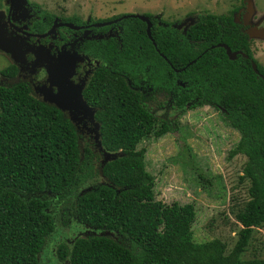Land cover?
Listing matches in <instances>:
<instances>
[{"label": "trees", "instance_id": "obj_1", "mask_svg": "<svg viewBox=\"0 0 264 264\" xmlns=\"http://www.w3.org/2000/svg\"><path fill=\"white\" fill-rule=\"evenodd\" d=\"M237 9L199 14L184 33L143 14L150 39L145 23L131 14L112 17L126 16L120 47L103 44L96 51L101 73L85 89L97 108L100 149L93 139L80 147L73 124L25 84L0 86V264H37L58 218L66 227L113 234L58 242L54 254L62 264H264L240 258L254 229L264 225V68L233 22ZM217 44L246 57L230 61ZM139 79L154 92L174 94L171 108L181 114L207 106L238 134L226 157L245 158L238 181L248 184L247 200L234 214L240 229L229 251L217 239L193 240L192 204L155 199L145 149L136 147L177 129L153 114L152 98L131 90ZM105 153L114 157L103 161Z\"/></svg>", "mask_w": 264, "mask_h": 264}, {"label": "rangeland", "instance_id": "obj_2", "mask_svg": "<svg viewBox=\"0 0 264 264\" xmlns=\"http://www.w3.org/2000/svg\"><path fill=\"white\" fill-rule=\"evenodd\" d=\"M36 1L50 8L63 9L67 14L90 16L94 19H105L119 14H149L163 25L165 22L170 23L173 29L182 33L188 25L194 23L197 15L205 12L226 15L233 8L240 7L242 3V6L244 4L242 15L244 19L249 20L245 26L256 29L259 23L258 30L264 31V0ZM234 20L237 22V15L234 16ZM0 25L2 27L1 21ZM249 49L255 62L264 68V38H249ZM4 54H0V69L8 64ZM9 84L4 82L0 86ZM43 88L39 87V90H43L40 91L43 97L55 95L49 94L50 89L47 88L46 96ZM31 95L37 98L34 93ZM42 99L41 102H43ZM169 106L170 103L167 101L164 102L163 107L157 106L154 109V115L169 122L170 126L175 124L177 130L156 140L147 137L136 147L145 149L144 167L154 177L155 199L164 204L173 202L179 205L192 204L195 210L192 224L193 240L201 243L217 239L223 242L226 251H229L240 229L234 214L247 200L248 184L246 181L241 183L238 181L245 158L241 155L231 159L226 157L227 151L236 143L238 134L227 126L219 112L212 108L203 106L191 110L185 109V112L181 114L179 110L171 109ZM90 125L92 126L90 131L93 132V145L96 147L98 138L95 141L94 137L97 126L94 123ZM73 126L79 135L80 132L87 130L79 129L78 124ZM79 140L80 147L88 143L87 136L81 139L79 137ZM66 225L58 218L56 233L48 240L37 264H62L57 262L54 254L55 245L60 241L69 243L74 237L87 235L113 236L107 232L92 231L90 228L82 232L83 229L77 224H69L67 227ZM240 258L242 260L264 259V225L254 229Z\"/></svg>", "mask_w": 264, "mask_h": 264}, {"label": "flooded vegetation", "instance_id": "obj_3", "mask_svg": "<svg viewBox=\"0 0 264 264\" xmlns=\"http://www.w3.org/2000/svg\"><path fill=\"white\" fill-rule=\"evenodd\" d=\"M243 7L244 4L238 7L233 17L237 15V22L234 23L245 34L244 31L247 27L242 24L249 20L244 19L242 15ZM0 16L5 33L4 38L12 44L16 59L13 61L7 54L0 51V54H4L8 61V64L0 69V84L4 82L10 84L23 83L30 89V93L36 95V100L39 101L43 97L40 94L42 89L39 90V87H44L46 96L48 94L47 88L50 89L48 90L49 94H56L59 92L57 86L65 79L69 83L67 85L68 91L65 92L68 97H75L77 88L80 87L79 95L84 106L81 109L62 113L71 124L80 125L79 129H87L80 132L81 136L78 133L80 139L87 136L88 140H92L93 132L90 131L92 128L90 124L94 123L97 126L95 118L97 108L92 100L87 98L85 89L89 88L90 79L92 77L97 78V75L101 73V70L98 69L100 62L95 57L96 51L103 44L108 47L114 43L115 47H120L121 17L112 18L114 16H111L105 19H94L90 16L82 17L67 14L60 8H50L36 0H0ZM152 18L154 17L152 16ZM233 21H235L234 18ZM156 24L164 26L157 19ZM258 27L259 23L256 25V29ZM8 68H14V74L12 76L2 75L1 71ZM47 70L50 73L51 70L53 73L55 72L51 85H49ZM65 75L69 76L65 78ZM136 82V84H129L131 90L139 91L143 97L153 99V114L157 106L163 107L166 101L171 103L170 98L175 96L170 93V96L166 97L162 94L163 92L152 91V87L144 80L139 79ZM158 98L160 100L157 101ZM169 107L171 108V104ZM179 111L181 112L180 109ZM77 226L83 229L82 232L88 228L83 224H77ZM88 236L90 235L79 237Z\"/></svg>", "mask_w": 264, "mask_h": 264}, {"label": "water", "instance_id": "obj_4", "mask_svg": "<svg viewBox=\"0 0 264 264\" xmlns=\"http://www.w3.org/2000/svg\"><path fill=\"white\" fill-rule=\"evenodd\" d=\"M129 16L134 18V19H138L139 21L145 23V25H146L145 34H146L147 38L150 39V34H149L150 23H149L148 18L145 17L144 15H138V14H133V15H129ZM125 17L126 16H122L121 18H125ZM233 22H235V21H233ZM190 25H192V23ZM190 25H188V26H190ZM245 25H247L246 21L243 23V26H245ZM184 31H183V33H184ZM244 33L248 39L254 38V37H258L259 39L264 38V31L262 29L258 30L255 28H249L248 27L244 31ZM4 36H5V33L2 30V27L0 25V51L2 53L8 54L10 56V58L13 59V61H15L16 59H15V52L13 50L14 48H13L12 44L4 38ZM216 47L222 48L224 50V53H225L227 59L230 61L234 60L236 55H241L243 57H246L245 55L241 54L240 52H237V51L231 52L229 50V48L224 44H217ZM250 66H251L252 71L255 74H257L256 65L253 62H250ZM47 72L49 74L48 81H50L49 84L51 85L53 77H55L54 76L55 72L53 73L52 70H51V73L49 70H47ZM66 76H69V75H65V78H66ZM259 77L264 79V77H262L261 75H259ZM67 85H69V83L67 82V80L64 79L63 82L57 86L59 92H57V94L52 95V96L48 95L47 97H43V99H42L43 103L52 104L57 110H59L61 112H64V111L70 112L71 110L81 109L84 106V103L82 102L80 95H79L80 87L77 88L75 97H71V96L68 97L65 95V92L68 91ZM69 118H70V115H69ZM95 135H94L95 136L94 140L96 141V139L98 138V135H97V133ZM96 147L100 149V142L98 141V139H97ZM113 157L114 156H111L110 154L105 153V154H103V158H104L103 161H107L108 159H111Z\"/></svg>", "mask_w": 264, "mask_h": 264}]
</instances>
